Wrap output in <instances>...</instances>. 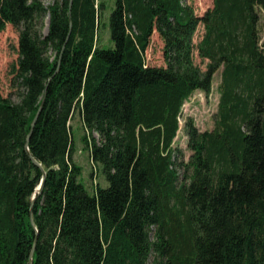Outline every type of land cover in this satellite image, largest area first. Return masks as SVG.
<instances>
[{
  "label": "trees",
  "instance_id": "trees-1",
  "mask_svg": "<svg viewBox=\"0 0 264 264\" xmlns=\"http://www.w3.org/2000/svg\"><path fill=\"white\" fill-rule=\"evenodd\" d=\"M186 1L0 0L22 90L18 104L0 93V264H264V0H212L202 16ZM154 32L165 67L145 63ZM219 70L213 128L186 122L185 161L181 108ZM75 111L107 182L91 195L72 160Z\"/></svg>",
  "mask_w": 264,
  "mask_h": 264
},
{
  "label": "rangeland",
  "instance_id": "rangeland-1",
  "mask_svg": "<svg viewBox=\"0 0 264 264\" xmlns=\"http://www.w3.org/2000/svg\"><path fill=\"white\" fill-rule=\"evenodd\" d=\"M55 0H41L43 5L48 8L53 5ZM107 1V0H106ZM186 3L191 5L196 16H202L207 9L212 6V0H187ZM109 5V3H108ZM112 4L103 12L101 18V25L98 31V42L104 48L113 46L110 39L109 31V14L111 12ZM47 17L44 20V28L42 33L47 32ZM261 28V42H264V16L261 15L260 21ZM203 34V26L198 25L193 36V60L194 63L199 66L203 71L206 69L207 60H202L198 57L196 46L201 40ZM18 41L19 32L16 28L7 24L5 29L0 32V93L3 98L9 99L11 102L18 104L20 102V96L22 90L13 81V69L17 66L18 61ZM48 56L53 59L55 53L49 51ZM145 63L149 67H165L163 58V43L156 32L153 33L150 44L145 51ZM219 70L212 82L211 91L207 94L201 91H196L182 106L181 113L178 118L179 130L176 138L174 139V146L181 149L184 154V160L187 161L190 153L186 150V132L185 124L188 120L201 131L209 130L213 128L214 114L217 110V104L219 99L218 85L220 83ZM71 131L73 136V155L72 160L81 168V175L79 177L80 182L84 185L87 192L91 195L93 188L96 184L100 187H106L107 182L100 172V168H94L89 159L88 150L85 148L82 137L85 132L81 123V118L78 111H75L73 119L71 120ZM96 140L98 136L94 134ZM93 174V175H91ZM152 259L148 264H152Z\"/></svg>",
  "mask_w": 264,
  "mask_h": 264
},
{
  "label": "water",
  "instance_id": "water-1",
  "mask_svg": "<svg viewBox=\"0 0 264 264\" xmlns=\"http://www.w3.org/2000/svg\"><path fill=\"white\" fill-rule=\"evenodd\" d=\"M47 22H48V17H47ZM47 24H48V23H47ZM46 30H47V29H46ZM44 97H45V96H43V99H42V102H41V104H40V106H39V109H38V111H37V113H36V115H35V117H34V119H33V121H32L31 128H33V126H34V124H35V122H36V120H37V117H38V115H39V113H40V111H41V109H42V106H43V103H44ZM30 134H31V131H30V133H29V135H28V137H27V140H28ZM25 151L28 152V146H27V144H26V146H25ZM31 160L33 161V163H34L35 165L40 166V165H39V164H38L33 158H31ZM43 182H44V176H42V179L40 180L38 186L35 188L33 194L31 195V198H30V203H31V204L34 203V201H35V199H36V195H40V194H41V192H42V188H43ZM32 253H33V252L30 253V256L32 255ZM30 264H31V261H30Z\"/></svg>",
  "mask_w": 264,
  "mask_h": 264
}]
</instances>
